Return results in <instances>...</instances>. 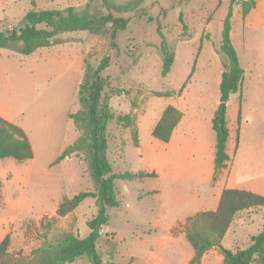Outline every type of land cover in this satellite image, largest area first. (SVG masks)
Instances as JSON below:
<instances>
[{"label": "rangeland", "instance_id": "obj_1", "mask_svg": "<svg viewBox=\"0 0 264 264\" xmlns=\"http://www.w3.org/2000/svg\"><path fill=\"white\" fill-rule=\"evenodd\" d=\"M133 1L138 0H108L111 10H107L101 0H35L33 7L29 0H0V17L4 23H17V26L2 25L4 31L16 30L21 22L13 17L24 11L83 8L86 4L90 5L91 14L111 13L127 20L125 30L117 31L113 40L112 27L107 25L100 34H62L58 44L39 49L33 59L19 54L17 47L8 49L14 57L12 66L7 68V77L2 78L0 72V104L26 131L34 151V157L28 161L0 162V240L1 236H9L8 252L13 256H29L44 241L57 243L66 232L79 238L89 234L85 223L96 215L95 200L86 199L65 217L56 216L63 198L94 191L86 148L72 149L68 156L57 161L64 150L83 136L80 124H75L69 115L83 110L78 88L86 63L96 67L101 59L109 58V67L101 76L109 83L104 93L115 117L106 131L107 159L112 173L147 172L157 163V153L151 152L150 145L156 140L150 129L166 105L173 102L181 106L186 118H196L203 139L209 138L202 123L219 101L220 75L226 60L217 45L230 0H141L132 12L116 10L117 6ZM158 28L175 54L165 77L161 76ZM31 59L36 60L35 64ZM53 59L60 60L61 66L47 69L46 64ZM194 62V73L178 95ZM35 65L42 67L37 69ZM67 66L70 72H66ZM114 90L120 93L115 94ZM166 92L170 95H156ZM237 102V97H231L229 109ZM127 116L131 118L128 127L123 119L116 122V118ZM208 131L213 135L211 128ZM138 133V144L134 146V135L138 138ZM246 134L252 142L257 139L256 132L246 131ZM194 137L188 136L186 143L197 145L201 139L199 131ZM154 178L155 175L148 180L114 182L118 205L106 209L108 223L101 228L96 243L105 264H188L191 259L192 250L182 237V225L168 229L181 213L175 209L184 203L166 202V195L173 188L165 180ZM3 183L8 186L4 196ZM195 185V181L188 179L176 189L186 194L193 192ZM152 187H160L161 194L155 195ZM243 214L222 240V247L231 252L247 248L250 238L264 228V209ZM50 218L55 221L47 228ZM158 219L161 225L157 228ZM221 263L222 256L217 250L200 262ZM71 264L89 262L83 257Z\"/></svg>", "mask_w": 264, "mask_h": 264}, {"label": "trees", "instance_id": "obj_2", "mask_svg": "<svg viewBox=\"0 0 264 264\" xmlns=\"http://www.w3.org/2000/svg\"><path fill=\"white\" fill-rule=\"evenodd\" d=\"M101 1L107 10H111L108 0ZM29 3L33 7L35 0H29ZM140 3L141 0L127 2L117 6L116 10L124 13L132 12L138 8ZM235 3L241 7L242 18L255 6L253 0H231L222 22L218 52L225 58L226 63L219 83V105L212 118V130L215 134L213 181L216 180L220 171L226 168L228 161L226 155L228 139L226 103L229 97L240 89L243 79V71L230 39L232 5ZM107 25L112 27L110 38L113 40L117 31L125 30L127 20L114 17L111 13L91 14L89 4L83 8L31 9L25 13L16 30L0 32V48L17 47L19 54L29 56L38 49L58 44L59 36L62 34L75 32L100 34ZM159 35L161 37L159 49L162 55L161 76L165 77L170 72L175 54L170 51L163 36L160 33ZM108 67V57L101 59L96 67L86 63L84 78L78 88V101L83 110L69 115V119L75 124H80L83 136L77 140L74 146L64 150L57 159L60 161L69 155L70 150H80L83 147L89 154L90 176L94 183V191L80 192L71 198H63L56 209L57 217H65L86 199L95 200L96 215L85 223L89 234L84 238H79L71 232H66L57 243L44 241L29 256L11 255L8 252L10 239L7 235L0 241V264H71L83 257L89 264H105L96 250V243L100 237L101 228L108 223L106 209L118 205L114 182L116 180L137 181L155 175L145 172L112 173L111 165L107 159L106 131L108 123L115 117L110 111L107 94L104 93V89L109 87V83L106 78L101 76V73ZM194 69L195 62L189 76L178 90V95L185 89ZM113 93H120V90H114ZM156 95L158 97L169 96L170 93H156ZM181 116L176 108L167 106L151 132L152 137L167 143ZM122 119L128 127L131 118L128 116L116 118V122H121ZM133 142L134 146H137V134L134 135ZM32 158L31 144L24 131L0 117V160L13 159L16 162H24ZM260 208H264V196L247 191L224 189L216 210L195 213L188 217L182 225L185 240L190 245L193 254L188 264H200L202 257L213 249L222 256L221 264H264V228L259 234L250 238L249 246L243 250L237 249L235 252H231L222 247V240L235 216L243 211ZM54 221V218H50L45 227L50 228Z\"/></svg>", "mask_w": 264, "mask_h": 264}, {"label": "crops", "instance_id": "obj_3", "mask_svg": "<svg viewBox=\"0 0 264 264\" xmlns=\"http://www.w3.org/2000/svg\"><path fill=\"white\" fill-rule=\"evenodd\" d=\"M253 1L255 2V6L244 18H242L240 5L236 3L232 5L230 39L236 51L239 65L243 71V79L240 89L235 94H232L226 103V121L228 129V139L226 143L228 161L226 163V168L223 169L216 180L213 181L215 134L214 132L213 135L209 133L208 129L211 128L212 130V118L218 108L219 101L216 104L217 107L210 111L206 116L207 118L204 119L202 123L205 134L209 136L208 140L203 139L200 132V123L197 119L193 116L186 118L185 115H183L184 113L181 106L173 102L171 105H166V107L173 106L182 116L179 123L174 128L169 141L163 143L155 139L156 141L150 142L152 148L151 152L157 153L158 160L157 163L145 173H154L155 178L153 180H165V184L173 188L169 191V194L166 195V202H182L186 205H181V207L175 209L181 213L175 216L176 218L168 228L169 230L174 228V226L183 225L185 220L195 213L216 210L220 195L224 189L247 191L264 196V0ZM26 12L27 11H24L20 15L16 14L13 18H16L17 22H21ZM16 24L17 23H4V20L0 17V32L4 31V28L8 27V25L17 26ZM2 25H5V27L3 28ZM219 44L217 46H219ZM38 50L29 55L30 58L32 57L33 59V55ZM198 54L200 55L199 50ZM199 55H197V57H199ZM13 57L12 52L8 49L0 48V72L2 78L7 77V68L12 66L11 59H13ZM32 59L31 61L33 62ZM20 61L21 58H18V62ZM35 62L36 60L33 63L35 64ZM58 65L61 66V62L55 59L49 64H46L47 69H49L48 66L56 67ZM35 66L37 69L42 67V65ZM47 69L45 71L48 72ZM70 71L71 69L67 66L66 72ZM231 97H237L238 102L233 108L229 109ZM161 115L153 123L150 132H152L153 128L160 120ZM0 117L21 128L16 121L11 119L9 112L4 110L1 104ZM21 129L26 134L31 144L32 152H34L30 138L26 131L23 128ZM197 131H199L201 136L198 144H191L192 146L188 145V143H186L187 137L192 136L195 138L194 135ZM246 131L256 132L257 139L254 142L247 139ZM212 137L213 142L211 141ZM5 160L6 159L0 160V162ZM6 163L8 165L11 164V162ZM145 179L148 180L150 178ZM188 179H192L196 183V189L193 192L189 191L184 194L182 190L176 189ZM7 187L8 186L3 183V196L6 193ZM151 191H154L155 195H159L162 192L160 187H152ZM191 209L196 210V212L191 213ZM261 209L264 208L240 212L235 216L234 221L242 217L244 215L243 213L257 212ZM155 224H157L156 227L158 228L161 225L160 220L158 219ZM4 234L5 233H3V235ZM1 237L2 240L5 236ZM182 237L185 238L184 234ZM212 251H215V249L207 252L202 259Z\"/></svg>", "mask_w": 264, "mask_h": 264}]
</instances>
